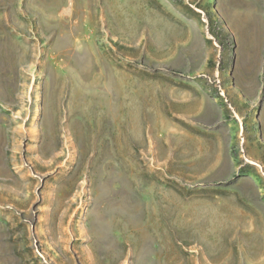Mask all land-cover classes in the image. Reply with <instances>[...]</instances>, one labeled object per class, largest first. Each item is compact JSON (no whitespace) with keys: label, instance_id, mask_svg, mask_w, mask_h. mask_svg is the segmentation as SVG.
I'll return each instance as SVG.
<instances>
[{"label":"rangeland","instance_id":"obj_1","mask_svg":"<svg viewBox=\"0 0 264 264\" xmlns=\"http://www.w3.org/2000/svg\"><path fill=\"white\" fill-rule=\"evenodd\" d=\"M0 264H264V0H0Z\"/></svg>","mask_w":264,"mask_h":264},{"label":"bare ground","instance_id":"obj_2","mask_svg":"<svg viewBox=\"0 0 264 264\" xmlns=\"http://www.w3.org/2000/svg\"><path fill=\"white\" fill-rule=\"evenodd\" d=\"M85 70V69H84ZM84 70H82V71H84ZM106 88H108V86L106 87ZM109 89H110V87H109ZM106 90V89H105ZM112 90V89H111ZM111 90H109V92L108 93H110L111 95H113V90L111 91ZM108 91V90H107ZM113 99H114V97H113ZM108 100V99H107ZM58 157H55L53 160H55V159H57ZM56 161V160H55ZM253 165H256L255 163H253ZM256 166H258V165H256ZM72 202V201H71ZM70 202V203H71ZM65 213V212H64ZM70 224L72 225V223L70 222ZM69 224V225H70ZM65 228V227H64ZM64 230V229H63ZM67 231V230H66ZM64 232V231H63ZM69 232V231H68ZM68 234V233H67ZM67 234H65V235H67ZM81 236V235H80ZM59 238V237H58ZM65 239V238H64ZM62 241H64V240H62ZM67 243V242H66ZM53 245V244H52ZM55 246V245H54ZM61 247V246H60ZM61 249H62V251H63V253L67 256V255H69V253H67V249L65 250L63 247H61ZM71 253H73V252H71ZM54 254H56V253H54ZM58 257V256H57ZM87 257V256H86ZM79 260V259H78Z\"/></svg>","mask_w":264,"mask_h":264}]
</instances>
